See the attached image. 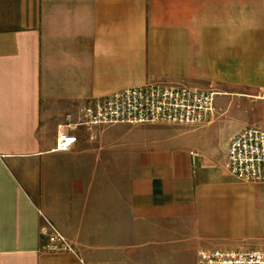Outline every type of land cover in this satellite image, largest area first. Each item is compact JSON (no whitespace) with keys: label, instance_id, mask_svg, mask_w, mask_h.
Returning a JSON list of instances; mask_svg holds the SVG:
<instances>
[{"label":"crops","instance_id":"0c3cea01","mask_svg":"<svg viewBox=\"0 0 264 264\" xmlns=\"http://www.w3.org/2000/svg\"><path fill=\"white\" fill-rule=\"evenodd\" d=\"M148 83L214 91L211 118L83 123L92 99ZM250 125L264 128V0H0V264L264 247V182L227 167ZM60 130L77 136L65 151ZM46 223L74 251L43 250Z\"/></svg>","mask_w":264,"mask_h":264},{"label":"built area","instance_id":"2783aa9c","mask_svg":"<svg viewBox=\"0 0 264 264\" xmlns=\"http://www.w3.org/2000/svg\"><path fill=\"white\" fill-rule=\"evenodd\" d=\"M213 97L210 89L148 83L94 98L81 108V113L88 127L116 122L199 124L211 118ZM76 141L74 133L60 130L54 148L65 151ZM227 167L241 180L264 182V128L245 126L232 135L227 146ZM39 233L43 250L74 251L73 244L50 223L41 226ZM196 264H264V247L201 248Z\"/></svg>","mask_w":264,"mask_h":264},{"label":"rangeland","instance_id":"374dc122","mask_svg":"<svg viewBox=\"0 0 264 264\" xmlns=\"http://www.w3.org/2000/svg\"><path fill=\"white\" fill-rule=\"evenodd\" d=\"M166 124H168V125H174V126H181V123H178V124L177 123L176 124L175 123H173V124L172 123H166Z\"/></svg>","mask_w":264,"mask_h":264}]
</instances>
